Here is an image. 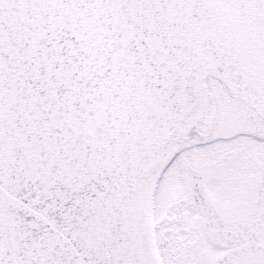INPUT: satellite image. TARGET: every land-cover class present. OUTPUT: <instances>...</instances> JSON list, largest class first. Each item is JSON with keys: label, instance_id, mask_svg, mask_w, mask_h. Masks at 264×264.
Instances as JSON below:
<instances>
[{"label": "snow or ice", "instance_id": "snow-or-ice-1", "mask_svg": "<svg viewBox=\"0 0 264 264\" xmlns=\"http://www.w3.org/2000/svg\"><path fill=\"white\" fill-rule=\"evenodd\" d=\"M0 264H264V0H0Z\"/></svg>", "mask_w": 264, "mask_h": 264}]
</instances>
